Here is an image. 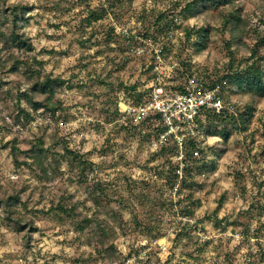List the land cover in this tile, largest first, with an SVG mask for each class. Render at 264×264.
I'll return each instance as SVG.
<instances>
[{
  "label": "rangeland",
  "instance_id": "1",
  "mask_svg": "<svg viewBox=\"0 0 264 264\" xmlns=\"http://www.w3.org/2000/svg\"><path fill=\"white\" fill-rule=\"evenodd\" d=\"M108 1L6 0L33 7L19 26L35 50L17 55L30 64L36 58L69 84L57 90L64 111L53 117L33 112L18 97L28 87L24 76L3 70L8 54L0 52V198L18 195L16 209L36 228L19 230L0 207V264H264L258 252L264 248V99L253 104L246 131L229 122L228 141L213 136L221 127L213 122L208 128L203 120L201 160L175 198L164 187L165 158L155 156L153 122L135 132L120 121L121 110L141 95L146 100L158 83L175 92L191 72L221 78L244 69L254 62L247 59L257 43L264 55V0L235 1L244 21L239 43L223 28L226 8L194 18L182 11L193 0H115L120 3L104 20L86 27V8H107ZM166 11L178 17L169 40L166 29L147 41L144 29ZM7 25L0 16V29ZM202 27H209V38L196 55L187 32ZM165 46L159 66L155 52ZM220 91L239 112L252 104L236 86ZM39 141L52 169L48 176L14 160V147L22 163V151ZM65 147L83 159L69 164L60 157ZM81 161L92 164L83 167L84 175ZM63 204L76 207L73 220L57 210ZM184 207L194 211L192 218L180 214ZM85 220L91 224L81 231ZM101 239L112 257L105 256Z\"/></svg>",
  "mask_w": 264,
  "mask_h": 264
},
{
  "label": "trees",
  "instance_id": "2",
  "mask_svg": "<svg viewBox=\"0 0 264 264\" xmlns=\"http://www.w3.org/2000/svg\"><path fill=\"white\" fill-rule=\"evenodd\" d=\"M2 1V7H0V16H2V24L9 26L7 30L0 29V39L2 42V47L0 48V52H6L8 55L6 59H2L1 67L3 70H6L9 74H22L24 76L25 82L27 84V89L21 93H19V100L24 99L28 106L31 108L33 112L41 111L42 113L49 114L51 117L55 116L58 113L64 111L62 102L57 98V90L58 88H62L69 84L68 81L63 79L61 76L54 75L51 72H46L43 68V63L38 61L36 58H33L32 64L26 61L24 58L17 53L22 52L23 54H31L34 52L35 48L32 44L31 38L27 37L25 33L22 31V27L19 26V22L26 18L27 12L31 11L33 7L24 6L22 4H13L8 5L6 0ZM115 0L108 1V7L106 8L103 4L96 8L87 7L85 12V18L83 19V23L86 27H91L94 24L104 20L108 15L110 10H113L114 7L117 6L120 2H114ZM236 0H193L185 5L182 9L184 13H188L191 17H199L203 14L210 12L213 8H226L224 10L226 14L223 18V28L225 30H229L232 34L233 40H237L238 43L241 42L243 37V23L241 19V8L235 5ZM179 6V5H177ZM169 11L157 13L155 15V22L152 23V26L149 29H152L154 33H150L149 29H144V32L141 36L145 39L156 38L157 35L161 34L167 29L166 38L169 40V31L172 26H174L177 22V15L170 16ZM174 14V13H172ZM209 27H202L194 30H188L187 32V41L189 42V46L194 51V54L198 55L206 48L205 40L209 38ZM114 29H111L109 33H107V37L113 35ZM261 42L264 43V37L261 39ZM259 44L255 45L256 49H252V55L247 60H254V62L245 67L244 69H240L238 66L237 69H231L226 75L221 78H211L206 75L200 77L201 83H203L206 87L213 89L217 86L224 87L226 84L230 86H236L239 90H244L246 93L251 95V102L245 107L241 112L237 111L235 105H233V111L227 112L226 114H218L213 110H202L197 119L196 124L198 126V130L206 128H210L211 124L215 122L217 127H221V131L219 133H212L213 136H222L225 141H228L230 138L229 122H232L235 128H240L241 131H246L248 129V121L252 119L255 113V107L253 104L259 100L264 99V55H260L258 48ZM167 47H163L162 55L167 50ZM15 50V51H13ZM234 60V59H233ZM190 70V69H189ZM179 71V70H178ZM185 73V72H183ZM182 73V74H183ZM193 73H189L188 79L192 77ZM183 76V75H181ZM188 79L185 80V83L182 87H178L180 92H185V86L188 82ZM68 88H72L73 86L68 85ZM169 91L173 92L170 87L167 88ZM221 96L226 103L227 99L225 98L224 93L221 92ZM140 99L134 103V106H138L147 102L150 99V95L147 99H144V96L141 95ZM236 112L237 115H236ZM24 117L29 118L30 114L27 112H20V114ZM235 113V115H234ZM20 119V116H19ZM159 116L151 115L141 124H152L155 125L153 129L156 134L155 141L159 138V136L166 131V128L162 125L158 124ZM205 121V124L203 123ZM136 124L128 127L126 124H122L121 126H125L124 128L132 129L135 132L138 130L139 125ZM152 126V125H151ZM150 126V127H151ZM200 131V130H199ZM170 145V146H169ZM64 153L60 155L63 160H66L69 164H73L78 160H82V156L79 153L73 152L67 147L64 149ZM14 160L19 165H27L36 167L43 173L45 176L49 175L48 167H46V150L43 148V141H39L37 143L31 144L29 149L26 151H22V153L26 157V161L19 163L18 161V149L14 147L12 149ZM182 152L183 154V175L182 178L177 173L180 168V162L175 161L172 162L170 159L177 158L179 154ZM203 153V149L201 147V142L197 137H191L186 139L182 150L177 145V142L174 138H169L167 142L156 152V158H165V164L167 166V170L163 171L165 174L164 187L169 192L168 196L173 198L170 194L175 187L178 186V193H181L183 188L188 185V177L192 174L194 170L197 169L198 162L200 159V154ZM165 156V157H164ZM156 160V159H155ZM30 162V163H29ZM82 163L79 165L83 175L85 173L86 165L91 166V163L86 161H81ZM54 171H52V175ZM99 192L100 195L106 196L105 189L98 185L95 189ZM20 202V198L18 195L4 196L0 198V207L4 210L6 214V220L10 223H14L19 230H25L28 227L32 231L36 228L33 227V222L28 217L22 215L17 209L16 204ZM180 202V201H179ZM57 210L62 214L66 215L69 219L75 218V210L76 207L67 205H59L57 206ZM182 216L186 218H192L194 216V211L190 207H184L180 213ZM91 224V220H85L82 226H79L81 231H84ZM30 230V231H31ZM247 232L248 229L246 228ZM103 231V230H102ZM258 235V232L255 233ZM102 248L104 249L105 256L112 257V252L109 249H105V242L103 239L100 240ZM259 260L264 261V248L259 249ZM257 252V254H258ZM256 256V255H255Z\"/></svg>",
  "mask_w": 264,
  "mask_h": 264
},
{
  "label": "built area",
  "instance_id": "3",
  "mask_svg": "<svg viewBox=\"0 0 264 264\" xmlns=\"http://www.w3.org/2000/svg\"><path fill=\"white\" fill-rule=\"evenodd\" d=\"M162 50L163 48L155 52V59L159 66L165 62ZM176 67L177 64L173 65L172 69ZM156 68L159 70V67ZM158 72L159 75L163 74V71ZM202 110H213L218 114H226L233 111V105L224 101L219 86L210 89L193 75L188 79L185 92H171L161 83L156 84L147 102L138 106H126L123 111L121 110L120 121L122 124L136 125L141 124L151 115H157L159 116L158 124L165 127L166 131L156 141H153L155 148L159 150L172 137L182 150L186 139L198 136L196 119ZM176 159L180 162L177 173L182 178L184 166L182 152ZM170 194L175 198L178 194V186Z\"/></svg>",
  "mask_w": 264,
  "mask_h": 264
}]
</instances>
